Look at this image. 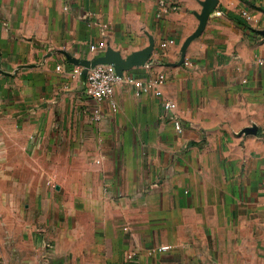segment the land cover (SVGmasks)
<instances>
[{
  "label": "crops",
  "instance_id": "crops-1",
  "mask_svg": "<svg viewBox=\"0 0 264 264\" xmlns=\"http://www.w3.org/2000/svg\"><path fill=\"white\" fill-rule=\"evenodd\" d=\"M0 264H264V0H0Z\"/></svg>",
  "mask_w": 264,
  "mask_h": 264
},
{
  "label": "built area",
  "instance_id": "built-area-1",
  "mask_svg": "<svg viewBox=\"0 0 264 264\" xmlns=\"http://www.w3.org/2000/svg\"><path fill=\"white\" fill-rule=\"evenodd\" d=\"M165 11V9L163 10ZM241 14L244 17H249V12L246 9L241 11ZM174 41L172 39H168L162 43V46H166L172 44ZM95 46L91 45L90 49H94ZM187 64V62H185ZM74 73H79V69L75 68L73 70ZM163 75L159 74L157 77L147 81L146 83H135L136 85V94H140L142 92L153 91L157 95H161V85L163 83ZM85 81H86V91L87 94L94 99L95 101H103L108 100L109 104L112 108L115 107V103L112 101V95L114 92V88L117 84L128 82L133 83L134 81L122 75L121 73H114L101 65H94L89 67L85 71ZM164 107L170 113L176 109V105L173 101L164 100ZM173 124L174 128L177 132L181 131L180 122L178 119L173 115ZM157 251H165V247H158Z\"/></svg>",
  "mask_w": 264,
  "mask_h": 264
}]
</instances>
